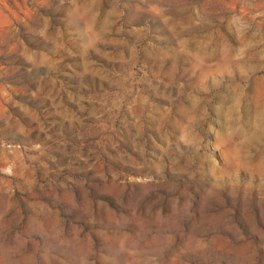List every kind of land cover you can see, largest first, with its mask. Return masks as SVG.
<instances>
[{
    "label": "rangeland",
    "instance_id": "rangeland-1",
    "mask_svg": "<svg viewBox=\"0 0 264 264\" xmlns=\"http://www.w3.org/2000/svg\"><path fill=\"white\" fill-rule=\"evenodd\" d=\"M0 264H264V0H0Z\"/></svg>",
    "mask_w": 264,
    "mask_h": 264
}]
</instances>
